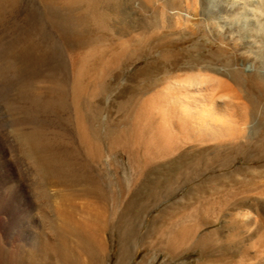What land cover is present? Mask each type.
Returning a JSON list of instances; mask_svg holds the SVG:
<instances>
[{
	"label": "rangeland",
	"instance_id": "374dc122",
	"mask_svg": "<svg viewBox=\"0 0 264 264\" xmlns=\"http://www.w3.org/2000/svg\"><path fill=\"white\" fill-rule=\"evenodd\" d=\"M182 2L0 0V264H25L47 211L42 194L60 222L71 205L89 211L81 191L96 176L117 202L97 204L94 252L71 240L74 264H264V142L189 141L144 161L164 120L165 85L223 77L212 69L234 57L203 30H147L161 10L190 12L192 0ZM241 83L264 103L249 79ZM77 216L83 223L87 213ZM188 225L195 240L182 248Z\"/></svg>",
	"mask_w": 264,
	"mask_h": 264
},
{
	"label": "bare ground",
	"instance_id": "6f19581e",
	"mask_svg": "<svg viewBox=\"0 0 264 264\" xmlns=\"http://www.w3.org/2000/svg\"><path fill=\"white\" fill-rule=\"evenodd\" d=\"M175 3L178 5L184 4L182 0H175ZM192 3L193 7L190 12H188L189 10L185 11V7L178 8L175 13L169 10L157 12L152 16L153 19L147 25V30L155 32L178 25L190 27L197 31L203 30L207 38L229 48L234 57L212 69L216 74L223 77L187 76L184 79L176 80L177 82L171 85H165L166 88L161 93H164L163 98L161 97V105H158L165 113V115L162 113L164 115L162 125L160 121L159 128H156L160 133L159 135L158 132L155 133L157 136L149 134L151 138L146 139V143L143 141L145 148L143 145L141 146L145 151V153L142 151L144 156L147 157L152 152L153 157H144L146 158L145 162L150 161V159L154 160V158L159 159L168 156L189 141L190 143L201 144V146L203 144H209V146L225 143H231L233 146L234 144H240L242 145L240 148H245V145L251 146L264 142V103L257 98V100L249 99L247 89L244 85H241L242 80L249 79L252 88L260 89L261 97H264V0H192ZM149 104L152 105V103ZM259 104H261L260 109L263 118L259 123H256V110ZM155 105L154 107H156ZM151 108L153 109L152 106ZM254 124L257 126H254ZM152 128H154V125ZM146 131L144 132L146 133ZM138 145L135 146L139 147ZM153 148L155 149L154 152ZM0 149L2 151L1 145ZM138 158V156H134L132 162L139 170H142L145 167ZM17 162L15 160V165H18ZM101 181L96 176L88 180L81 191L82 196L91 198V201L93 200L89 202V211L85 212L83 209L79 210L77 206L71 205L60 210L59 214L62 216L60 222L54 220L49 214L52 207L50 196L46 193L42 194L45 197L47 211L42 217L44 219L43 223L39 226L40 228L38 227L40 230L38 236L35 235L32 242H30L32 249L25 259V264H51L49 261L50 255H54L59 264H74L72 260L73 248L70 243L73 238L77 240L80 250L94 252L95 243L92 234L94 232V222L99 216L96 213L99 210L97 204L108 205L111 202L114 204L117 202L116 195L110 194L108 192L110 190L107 191ZM124 192L126 191L124 190ZM39 193L37 192L38 195ZM260 194L261 197H264V189ZM112 210L114 211L112 212ZM112 210H109L108 215L110 217L113 213H117L115 208ZM83 212L87 213L88 218L82 220L85 222L88 219L90 222L87 226L84 225V222L80 223V220L76 218L78 214ZM111 222L110 224H112ZM193 232L191 226L190 229L183 228L181 230L178 242H176L179 247L185 246L190 239H194L195 235L192 236V234L195 233Z\"/></svg>",
	"mask_w": 264,
	"mask_h": 264
}]
</instances>
